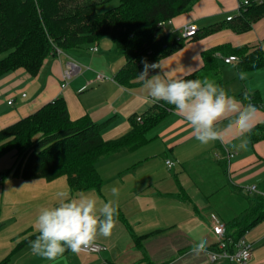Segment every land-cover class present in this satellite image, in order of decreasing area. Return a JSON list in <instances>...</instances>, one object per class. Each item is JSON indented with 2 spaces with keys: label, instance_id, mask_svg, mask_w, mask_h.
Here are the masks:
<instances>
[{
  "label": "crops",
  "instance_id": "obj_1",
  "mask_svg": "<svg viewBox=\"0 0 264 264\" xmlns=\"http://www.w3.org/2000/svg\"><path fill=\"white\" fill-rule=\"evenodd\" d=\"M237 13L236 0H195L186 11L173 17L164 30L181 36L184 25L192 24L196 34L182 37V45L162 57L159 67L149 76L176 79L201 70L202 52L223 44L224 47L214 53L219 64L218 85L243 104L251 103L255 107L254 127L264 122V67L238 70L237 60L224 62L222 58L229 56L228 48L247 43L262 46L264 17L254 22L248 31L236 33L224 25L227 16ZM216 24L219 25L216 31L199 34ZM92 46L96 50H92ZM68 59L76 61L80 71L62 87V72ZM123 63L121 51L108 36H103L97 42L46 57L35 76L22 68L1 75L0 128L61 96L71 119L87 115L103 124L104 140L120 137L132 128L131 118L152 111L156 102L144 80L131 86H123L115 80ZM96 72L109 79L96 80ZM229 124L230 119L218 123L223 140L202 145L182 114L175 108L170 109L148 132L145 143L96 162L95 168L102 179L98 190L73 194L64 176L51 181L24 179L13 173L15 155L10 156L12 161L10 157L2 160L5 156H1L0 264H99L103 260L109 264H237L207 258L206 250L215 244L212 215L221 220L224 213L227 217L233 215L235 206L228 194L234 190L243 193L241 186L246 178L254 179L250 184L261 186L264 140L253 142L246 134L248 145L241 150L235 138L237 130ZM227 152L232 153L229 166ZM167 159L173 162L171 167L166 165ZM204 163L211 164L214 171H203ZM197 168L200 171L194 175ZM113 187L119 189L118 197L112 196ZM60 192H69L73 197L92 195L99 202L98 206L108 200L115 201L116 223L111 235L98 236L95 240L105 246L104 250L99 253L66 250L51 261L32 253L30 242L39 235L35 226L37 216L42 208L58 203ZM245 198V206H249L255 196ZM245 237L254 243L246 264H264V219L247 230Z\"/></svg>",
  "mask_w": 264,
  "mask_h": 264
},
{
  "label": "trees",
  "instance_id": "obj_2",
  "mask_svg": "<svg viewBox=\"0 0 264 264\" xmlns=\"http://www.w3.org/2000/svg\"><path fill=\"white\" fill-rule=\"evenodd\" d=\"M111 1L0 0V76L18 68L35 76L43 60L56 55L57 48L71 50L109 36L124 57L115 80L123 86L142 82V61L159 65L162 57L183 43V38L174 31L159 32L158 22L183 13L195 0H116V4L98 10ZM262 17L264 1L251 0L226 20L224 26L241 33ZM218 28L219 25H212L199 34L206 35ZM223 47L221 44L204 50L201 70L182 78L197 79L203 75L220 83L214 53ZM226 52L238 57V70L264 67V48L259 43L242 44ZM173 108L174 105L165 101H156L152 111L141 114V121L131 118L132 128L128 132L104 140L102 123L87 115L71 119L63 97L59 96L0 128V157L13 152V173L24 179L51 181L64 176L72 194L98 190L102 179L95 168L96 162L145 143L148 132ZM248 136L253 142L264 140V122L254 126ZM260 187L264 189V180ZM232 211L230 217L222 212V219L227 233L236 239L264 219V199L256 195L249 206ZM211 249H217L216 244Z\"/></svg>",
  "mask_w": 264,
  "mask_h": 264
},
{
  "label": "clouds",
  "instance_id": "obj_3",
  "mask_svg": "<svg viewBox=\"0 0 264 264\" xmlns=\"http://www.w3.org/2000/svg\"><path fill=\"white\" fill-rule=\"evenodd\" d=\"M140 79L145 81L149 94L154 101H165L175 106L191 125L195 138L207 145L211 141L223 140L218 123L230 119L229 127L234 126L239 140L238 148H247L246 134L253 127L255 107L243 104L230 96L216 82L204 78L163 79L160 75L149 76L158 64L142 61ZM169 167L171 161H166ZM113 197L119 196V189H111ZM58 203L44 207L36 219L39 235L30 242L32 253L46 260H55L66 250L79 253L82 248L91 246L98 236L109 237L115 226L117 208L115 201L108 200L98 206L92 195L81 194L73 197L69 192L58 194Z\"/></svg>",
  "mask_w": 264,
  "mask_h": 264
},
{
  "label": "built area",
  "instance_id": "obj_4",
  "mask_svg": "<svg viewBox=\"0 0 264 264\" xmlns=\"http://www.w3.org/2000/svg\"><path fill=\"white\" fill-rule=\"evenodd\" d=\"M237 1V11H239L243 6L249 4L251 0H236ZM257 3H260L264 0H253ZM232 16H227L226 20H230ZM171 19L167 21H160L158 22L159 26H164L165 24L169 23ZM195 27L192 24H186L184 25V28L181 33V37H188L194 34ZM166 31V30H165ZM164 31V32H165ZM92 50H96L95 46L91 47ZM62 54L61 49H56V56H59ZM224 62H230L233 60H238L237 56L229 55L227 57L222 58ZM80 71V65L72 60L68 59L65 61V67L62 72V84L61 86H65L67 84V80L71 78L73 75L78 73ZM95 79L98 81H104L106 79H109V76L96 72ZM8 103H11V100H8ZM137 121H141V117L138 116ZM226 160L229 166V160L232 157L231 152L226 153ZM170 161V160H165ZM172 162V161H171ZM173 164V162H172ZM168 166V164H166ZM169 167V166H168ZM243 189V192L251 195H258L261 196L264 199V189L257 186L256 184L252 183L249 185L241 186ZM211 230L215 237V244L217 249H208L206 250V256L210 261H216L218 259H225L230 262H235L237 264H246L248 260L251 257V253L253 250L254 243L247 239L245 237V234L237 237L234 239L232 236H230L226 231V225L223 220H221L218 216L212 215V224H211ZM105 249V246L102 244H99L94 241V243L86 248H82V252L85 253H99L102 250ZM99 264H109L107 261L103 260Z\"/></svg>",
  "mask_w": 264,
  "mask_h": 264
},
{
  "label": "rangeland",
  "instance_id": "obj_5",
  "mask_svg": "<svg viewBox=\"0 0 264 264\" xmlns=\"http://www.w3.org/2000/svg\"><path fill=\"white\" fill-rule=\"evenodd\" d=\"M114 4H116V0H113V1H111L110 3H108V4H104V5H101V6H99L98 7V10H104V9H106V8H108V7H110V6H112V5H114ZM232 13V15L234 14L233 12H231ZM223 17H224V15H223ZM166 27H167V25L165 24L164 26H162L161 27V29L159 30V32H163V31H165L164 29H166ZM109 37V36H108ZM110 38V37H109ZM262 42H263V47H264V39L262 40ZM12 152H8V153H6V154H4L3 156H5V157H3L4 159H2V160H8V158L10 157V156H12ZM7 158V159H6ZM14 158V157H13ZM9 160H11L12 161V159H11V157L9 158ZM214 169L215 168H212L211 167V164H207V163H204L203 164V168H202V170L203 171H205V172H209L210 173V171H214ZM217 170H219V169H217ZM200 170H198V168L197 169H194V172H193V174L194 175H196L198 172H199ZM218 177H221V175H218ZM211 179H213L214 180V177H210ZM253 180L254 179H252V178H250V179H248V178H246L245 180H244V182H242V184H243V186L244 185H249L251 182H253ZM223 186H221V188H222ZM226 188H224V190H225ZM223 194H224V192H223ZM245 194H247V193H245ZM245 194H244V192L243 193H241V192H237V191H235L234 190V193H229L228 194V198H229V200H231V201H233L234 202V206H235V209H233L234 211H236V210H240V209H242V207L246 204V198L245 197H247L248 199H253V197H254V195H251V194H247L246 196H245ZM245 197H244V196ZM224 196H225V194H224ZM234 199V200H233Z\"/></svg>",
  "mask_w": 264,
  "mask_h": 264
}]
</instances>
